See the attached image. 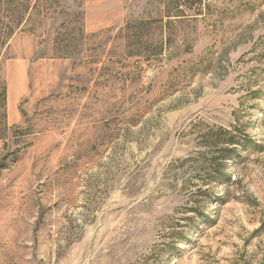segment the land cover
<instances>
[{
	"label": "rangeland",
	"instance_id": "rangeland-1",
	"mask_svg": "<svg viewBox=\"0 0 264 264\" xmlns=\"http://www.w3.org/2000/svg\"><path fill=\"white\" fill-rule=\"evenodd\" d=\"M3 83L0 264H264V0H0Z\"/></svg>",
	"mask_w": 264,
	"mask_h": 264
},
{
	"label": "trees",
	"instance_id": "trees-1",
	"mask_svg": "<svg viewBox=\"0 0 264 264\" xmlns=\"http://www.w3.org/2000/svg\"><path fill=\"white\" fill-rule=\"evenodd\" d=\"M7 85L6 83H3L2 86L0 87V107L2 109H5L6 101H7ZM3 118H6V113L2 114Z\"/></svg>",
	"mask_w": 264,
	"mask_h": 264
}]
</instances>
